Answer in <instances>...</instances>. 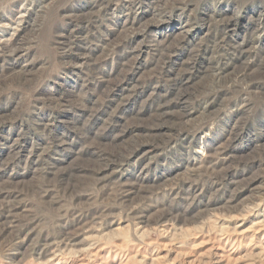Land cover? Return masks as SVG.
I'll return each instance as SVG.
<instances>
[{
  "label": "rangeland",
  "instance_id": "rangeland-1",
  "mask_svg": "<svg viewBox=\"0 0 264 264\" xmlns=\"http://www.w3.org/2000/svg\"><path fill=\"white\" fill-rule=\"evenodd\" d=\"M0 264H264V0H0Z\"/></svg>",
  "mask_w": 264,
  "mask_h": 264
},
{
  "label": "bare ground",
  "instance_id": "bare-ground-1",
  "mask_svg": "<svg viewBox=\"0 0 264 264\" xmlns=\"http://www.w3.org/2000/svg\"><path fill=\"white\" fill-rule=\"evenodd\" d=\"M94 2L97 4L98 2H99V0H94ZM228 28V25H226V27H225V29H227ZM237 49H241V52H242V45H238L237 46V48H236V50ZM234 52V51H233ZM238 53V52H237ZM46 250V249H45ZM48 253V250H46V251H44L43 253H42V255H45V254H47Z\"/></svg>",
  "mask_w": 264,
  "mask_h": 264
}]
</instances>
